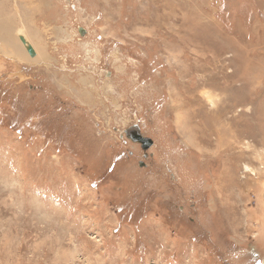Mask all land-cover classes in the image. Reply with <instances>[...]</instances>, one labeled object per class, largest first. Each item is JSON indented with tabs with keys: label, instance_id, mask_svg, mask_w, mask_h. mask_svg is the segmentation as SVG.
<instances>
[{
	"label": "rangeland",
	"instance_id": "rangeland-1",
	"mask_svg": "<svg viewBox=\"0 0 264 264\" xmlns=\"http://www.w3.org/2000/svg\"><path fill=\"white\" fill-rule=\"evenodd\" d=\"M0 17V264H264V0Z\"/></svg>",
	"mask_w": 264,
	"mask_h": 264
},
{
	"label": "water",
	"instance_id": "water-1",
	"mask_svg": "<svg viewBox=\"0 0 264 264\" xmlns=\"http://www.w3.org/2000/svg\"><path fill=\"white\" fill-rule=\"evenodd\" d=\"M130 137L134 142L141 144L143 149L145 150L150 149L154 145V141L149 137L143 136L140 131L136 132L134 136H130ZM141 165L143 164L141 163Z\"/></svg>",
	"mask_w": 264,
	"mask_h": 264
},
{
	"label": "flooded vegetation",
	"instance_id": "flooded-vegetation-1",
	"mask_svg": "<svg viewBox=\"0 0 264 264\" xmlns=\"http://www.w3.org/2000/svg\"><path fill=\"white\" fill-rule=\"evenodd\" d=\"M140 131V128L139 127H134L132 130H131V136H134L136 132H139ZM141 132V131H140ZM142 133V132H141ZM140 146H142L140 144ZM145 154V157H148V154L147 152L144 153Z\"/></svg>",
	"mask_w": 264,
	"mask_h": 264
},
{
	"label": "bare ground",
	"instance_id": "bare-ground-1",
	"mask_svg": "<svg viewBox=\"0 0 264 264\" xmlns=\"http://www.w3.org/2000/svg\"><path fill=\"white\" fill-rule=\"evenodd\" d=\"M0 18H1V17H0ZM2 20H3V19H2ZM7 21H8V20H7ZM9 21H10V20H9ZM0 23H1V22H0ZM10 23H11V22H10ZM4 24H5V23H4ZM6 24H7V23H6ZM11 24H12V23H11ZM11 26H12V25H11ZM9 28H10V27H9ZM12 28H14V27L12 26ZM3 30H4V29H3ZM5 30H6V29H5ZM10 30H11V29H10ZM10 30H9V31H10ZM12 31H13V29H12ZM7 33H9V32H8V28H7ZM5 34H6V33H5ZM5 34H3V36H4ZM9 34H11V33H9ZM18 34H19V33H18ZM19 40H20V39H19ZM28 53H29V52H28ZM31 54H32V53H31ZM32 55H33V54H32ZM43 56H44V53H42V54L39 53L38 58L41 59ZM46 57H47V56H46ZM28 58H29V57H28ZM248 168H249V167H248Z\"/></svg>",
	"mask_w": 264,
	"mask_h": 264
}]
</instances>
